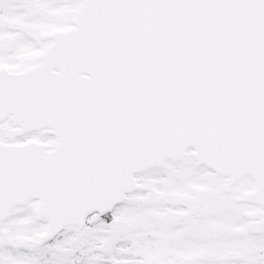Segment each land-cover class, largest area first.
Returning a JSON list of instances; mask_svg holds the SVG:
<instances>
[{
    "label": "snow or ice",
    "instance_id": "6c2138e0",
    "mask_svg": "<svg viewBox=\"0 0 264 264\" xmlns=\"http://www.w3.org/2000/svg\"><path fill=\"white\" fill-rule=\"evenodd\" d=\"M0 264H264V0H0Z\"/></svg>",
    "mask_w": 264,
    "mask_h": 264
}]
</instances>
